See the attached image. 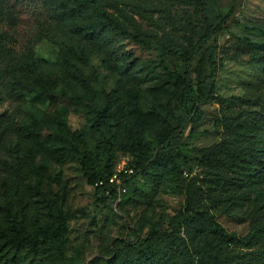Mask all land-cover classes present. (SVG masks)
Listing matches in <instances>:
<instances>
[{"label":"rangeland","instance_id":"374dc122","mask_svg":"<svg viewBox=\"0 0 264 264\" xmlns=\"http://www.w3.org/2000/svg\"><path fill=\"white\" fill-rule=\"evenodd\" d=\"M2 1L0 40L7 51L0 50V230L12 233L22 218L30 231L63 220L66 241L63 252L60 245L53 250L44 244L36 254L23 251L12 264H135L130 244L153 226L169 228L193 188L205 191L202 208L227 231L247 236L255 224H264V182L239 172L231 154L257 139L264 142L263 122L254 124L264 116V0H207L204 9L176 0H116L120 13L105 2L103 8L136 31L134 24L151 46L109 36L111 43L82 65L89 86L77 68L61 64L60 47L46 36L48 30L66 32L48 0ZM230 11L224 29L194 63L193 77L208 99L189 130L191 150L171 171L137 174L127 183V195L91 184L95 173L136 166L143 155L130 147L138 132L145 158L157 152L160 131L174 123L165 78L186 69L166 47H193ZM57 133L68 141L62 151ZM222 145L229 147L218 154L219 164L203 163L209 150ZM261 161L263 169L264 156ZM243 263L264 259L254 255Z\"/></svg>","mask_w":264,"mask_h":264},{"label":"trees","instance_id":"16d2710c","mask_svg":"<svg viewBox=\"0 0 264 264\" xmlns=\"http://www.w3.org/2000/svg\"><path fill=\"white\" fill-rule=\"evenodd\" d=\"M48 1L46 5L54 11L56 16L54 18L66 25V32L60 30V34H54L48 30L46 36L60 47L61 64L68 68H77L80 72L79 79L85 85L89 86L90 80L82 65L89 64L91 56L98 47L111 43L109 36H117L122 43L132 42L146 48L151 46V42L142 37L140 30L134 24L137 32L130 29L114 12L101 6L107 2L109 8L112 7L120 13L116 0ZM176 1L203 9L207 7V0ZM3 5V1L0 0V18L5 13ZM231 15L232 11L218 24H210L193 47L173 45L166 47L170 54L181 57L186 64L183 75L176 72L165 78V83L170 87L167 92L172 94L169 106L174 123L168 122L167 126L160 131L157 152L149 159L144 156L146 143H144L143 134L138 132L134 136L135 141L130 148L135 155H143V157L136 166L125 165L126 170L134 171L132 174L120 173L126 192H122L118 185L110 182V179L118 173L117 170L108 176L95 173L91 184H97V187L103 191L124 195L128 192L127 183L137 174L141 172L147 176L151 169L159 168L171 171L173 163L179 161L181 156L191 150L190 139L194 132L189 134V130L195 129L198 125L202 116L201 104L208 99L204 88L199 86L193 77L196 72L194 63L208 43L224 29ZM6 49L7 47H4L0 40V50L6 52ZM164 60L166 69L168 64L166 59ZM201 63L202 66L198 70L200 77L205 70V62L201 61ZM29 71L32 74H38V70L34 69L32 64L29 66ZM3 117L0 115V130ZM100 122L101 118L99 124ZM262 122L264 129V116L255 119L254 124L260 127ZM56 140L57 145H61L60 151L66 149L67 139L62 134L57 133ZM228 147L222 145L209 150L202 160L203 163L219 164L218 154L227 152ZM231 154L236 166L241 167L238 169L239 172H243L252 181L264 182V167L260 168L264 156V142L261 143L257 139L253 147H240L231 151ZM256 160L258 163H255ZM87 168H90V165L87 164ZM39 192L43 191L39 190ZM204 192L201 188L189 189L185 207L175 215L169 228L153 226L145 237L138 236L136 241L130 244L135 251V264H177L178 261L199 264H244L245 260L254 255L264 259V224H255L247 236H239L235 232L227 231L214 216L202 208ZM64 230L63 220L57 225L38 227L34 231L28 229L25 218L18 222L16 220L11 227L12 233L0 230V264H12L23 251L36 254L40 252L44 244H48L53 250L60 245L63 252L66 245ZM157 243L161 245L158 247Z\"/></svg>","mask_w":264,"mask_h":264},{"label":"built area","instance_id":"2783aa9c","mask_svg":"<svg viewBox=\"0 0 264 264\" xmlns=\"http://www.w3.org/2000/svg\"><path fill=\"white\" fill-rule=\"evenodd\" d=\"M125 173V174H132L134 171L133 170H126L125 169V166L123 167V169L121 171H119V173L115 174L111 179H110V182L112 184H116L120 187V190L122 192H126V189L124 188V184H123V181H122V178L120 176V173ZM103 184V183H101Z\"/></svg>","mask_w":264,"mask_h":264}]
</instances>
